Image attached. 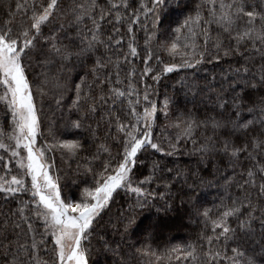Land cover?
Returning <instances> with one entry per match:
<instances>
[{
    "label": "snow or ice",
    "instance_id": "obj_1",
    "mask_svg": "<svg viewBox=\"0 0 264 264\" xmlns=\"http://www.w3.org/2000/svg\"><path fill=\"white\" fill-rule=\"evenodd\" d=\"M170 7V0H17L15 12L9 6L10 18L0 26V113L7 117L0 123V199L15 200L17 207L0 213L3 264H90L91 238L114 193L134 195V212L154 195L145 185L163 180L167 190L181 179L187 184L183 170L156 154L174 157L189 143V154L201 160L227 158L233 176L224 180L237 193L203 211L193 201L203 218L199 241L160 254L149 248L137 253L147 258L144 264H264V0H185L187 15L175 26L168 22ZM221 54L238 58L236 64L219 77L197 75L205 63H219ZM34 64L41 67L39 77L29 76ZM78 65L86 71L77 83L65 73ZM181 70H193L179 85L197 110L171 121L172 98L165 94L158 103L148 80L159 84ZM38 97L41 105L49 97L57 110L67 107L66 128L87 132L95 146L77 165L91 177L79 198L51 174L48 154L78 158L86 145L75 136L57 138L52 125V140L38 143L45 139ZM158 112L169 121L163 132L172 128L174 135L154 134ZM146 160L150 172L138 175ZM188 187L185 195L192 198L195 181ZM134 220L135 214L120 221L125 233Z\"/></svg>",
    "mask_w": 264,
    "mask_h": 264
},
{
    "label": "trees",
    "instance_id": "obj_2",
    "mask_svg": "<svg viewBox=\"0 0 264 264\" xmlns=\"http://www.w3.org/2000/svg\"><path fill=\"white\" fill-rule=\"evenodd\" d=\"M22 2V0H21ZM17 0H0V26H3L4 22L9 17V6L12 12H15V5ZM171 7L168 14V22L173 23L175 21L182 20L184 15H187V10L183 7L185 0H170ZM179 5V6H178ZM19 22V16H17L12 24L13 28L17 27ZM59 21H54L56 27H59ZM105 28L112 31L110 25H105ZM73 34L74 33H70ZM122 35L125 37L124 50L127 49V32L126 27L122 30ZM141 36V46L142 37ZM143 55V53H141ZM167 59V57H165ZM238 58H225L221 54L219 63L215 61L211 63H205L202 68L203 71L197 73V75L203 76L205 73L211 77L212 74H216L217 77L223 70H227L229 65H235ZM258 66V61H257ZM91 67V63H88V68ZM136 67L142 69V63L137 60ZM41 67L33 65V68L29 70V76H33V72L36 77H39ZM86 69L83 65H78L72 72L65 73L66 78H70L71 81L79 82L78 77L84 75ZM192 73L193 70H181L178 73H171L161 79L159 84H154L151 80H148L149 84H152L158 91V95L154 97L158 103L162 102L165 94L172 98L174 104L171 109V121H175L176 116L185 111L195 112L197 109L192 102L191 93L185 96V90L179 85V81L184 77L185 72ZM91 79V77H89ZM139 81V75L136 77ZM74 89V83L71 84ZM142 88L143 85L141 84ZM74 96V91L66 93L65 104H71V98ZM198 99V98H197ZM38 106L42 108L41 119L43 121L42 131L45 134V139H41L38 143L50 142L52 137L48 135L49 126L54 127L57 138H83L86 145L85 151H82L80 157L69 158L67 154L62 159L59 151L55 153H49L51 161L54 163V176L60 177L61 188L70 195L79 198L82 191L84 181L91 183V177L85 176L83 168H78V163L83 164L85 161L83 156L89 155L95 151V146L91 143V138L85 131L77 132L74 129L66 128L69 125L70 117L67 107L57 110L54 102L45 97L43 104H40L39 97L37 98ZM159 119L156 127L154 128V134L160 136L164 130L166 121L162 113H157ZM247 116V114H245ZM74 117V114H73ZM250 118V117H248ZM7 117L0 113V123H3ZM93 126L95 124L93 123ZM169 133H175V130L168 128L164 135ZM103 134V132H101ZM198 138L202 140V137ZM166 141L164 145L166 146ZM193 149L191 143L181 146V152L174 157H163L156 154V158L169 164L173 168H179L183 170L187 176V184L184 179H181L178 184H174L170 189L164 188V181L160 180L144 187L153 196L149 197V203L142 207H136L133 211L129 210V205L135 204L136 197L132 194H125L123 190H118L114 193V199L110 202L108 209L102 213V218L99 219L98 226L95 229V233L91 238L90 264H144L146 257L137 253V248H149L151 251L157 254L164 253L173 247L183 248L190 243L199 241L200 234L204 231V225L201 222L202 217L198 214L197 210L193 208V201L198 199L200 205V211L204 208H213L214 205L220 203V199L223 197L227 199L229 195H235L237 193V187L233 184L230 188L227 186L224 177H232V169L228 166L227 158H218L217 156L210 155L207 158L201 160L199 154H189ZM115 153V149H113ZM7 158V154H4ZM250 162H245L244 169L246 170ZM147 165V166H145ZM15 169V163L9 165ZM151 169V160L144 161V164H138L137 174L143 175L149 173ZM191 169V172L188 170ZM241 169L237 168L236 172L239 173ZM193 173L195 175H193ZM2 174V172H0ZM165 176L168 175L165 170ZM201 178L203 183H201ZM239 180V175L236 176ZM195 181V190L193 197L185 195V193L192 191L188 185L193 184ZM30 183V182H29ZM17 207L16 201H4L0 199V213H9L10 210H14ZM135 214V220L132 226H130L127 233H125L124 224L120 221L125 216H132ZM0 219L3 216L0 215ZM138 225V226H137ZM154 226L151 232L145 233V228L148 226ZM233 227L235 224L233 223ZM87 244V242H85ZM203 243V241H200ZM206 247V245H205ZM4 257L0 255V264H3ZM163 264V262H162ZM171 264H181L180 261L172 260Z\"/></svg>",
    "mask_w": 264,
    "mask_h": 264
},
{
    "label": "rangeland",
    "instance_id": "obj_3",
    "mask_svg": "<svg viewBox=\"0 0 264 264\" xmlns=\"http://www.w3.org/2000/svg\"><path fill=\"white\" fill-rule=\"evenodd\" d=\"M51 174L54 176V171Z\"/></svg>",
    "mask_w": 264,
    "mask_h": 264
}]
</instances>
